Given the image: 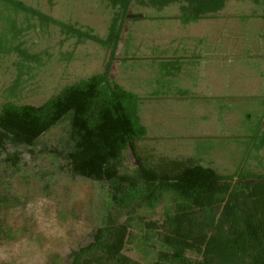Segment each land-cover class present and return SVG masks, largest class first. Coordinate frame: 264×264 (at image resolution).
<instances>
[{"label":"rangeland","instance_id":"rangeland-1","mask_svg":"<svg viewBox=\"0 0 264 264\" xmlns=\"http://www.w3.org/2000/svg\"><path fill=\"white\" fill-rule=\"evenodd\" d=\"M17 1L100 39L115 17L105 0ZM263 15L264 0H227L218 13L182 24L179 4L162 10L131 4L110 58L107 47L0 4V37L30 56L0 53V107L39 106L65 86L107 71L109 81L138 97L147 131L136 143L139 157L192 159L220 175H264V147L255 140L264 134ZM173 43L195 45L200 59H170L164 49ZM186 95L188 103L177 101ZM67 130L65 121L34 147L0 152V264H69L70 253L92 242L107 212L126 219L110 207L105 184L70 174ZM12 153L15 167L5 160ZM124 166H136L132 151ZM175 203L164 195L154 209H137L122 253L155 263L164 251L158 226ZM187 257L200 261L194 253Z\"/></svg>","mask_w":264,"mask_h":264},{"label":"trees","instance_id":"trees-1","mask_svg":"<svg viewBox=\"0 0 264 264\" xmlns=\"http://www.w3.org/2000/svg\"><path fill=\"white\" fill-rule=\"evenodd\" d=\"M105 1L115 12L105 39L41 15L17 0H0V4L15 15L36 17L107 47L111 58L131 4L157 10L179 4L178 19L189 24L218 13L227 0ZM10 51L30 58L0 37V53ZM65 121L70 174L105 184L110 207L126 217L119 222L107 212L92 242L70 253L69 264H139L122 253L132 216L142 207L154 209L164 195H172L176 203L173 213L166 211L158 226L164 251L153 264H264V175H220L192 159L139 157L136 143L146 140L147 131L138 116V97L109 81L107 71L65 86L39 106L4 103L0 107V152L7 147H34ZM255 140L264 147V134ZM127 151L135 155L132 170L124 166ZM5 160L15 167L18 155L7 154ZM189 252L200 261L188 258Z\"/></svg>","mask_w":264,"mask_h":264},{"label":"crops","instance_id":"crops-1","mask_svg":"<svg viewBox=\"0 0 264 264\" xmlns=\"http://www.w3.org/2000/svg\"><path fill=\"white\" fill-rule=\"evenodd\" d=\"M168 45L169 44H167L166 46H168ZM193 46H195V45H185L182 43H179V44L173 43L170 45L169 48H165L164 50H166L167 52L169 51V54L167 57H169L170 59H177V60H181L182 62L187 61L188 59L198 60V59H200V54H199V56L197 55L199 52L197 50L193 49ZM191 50H193V52H191ZM177 69L181 70L180 68H177ZM197 97L198 96L195 95V97H193V98L196 99ZM178 99L179 100H177V101H181L180 99H184L182 101H184V103H188L191 98H190V96L186 95V96H182V98H178ZM150 109H152V107ZM196 109H198V108H196Z\"/></svg>","mask_w":264,"mask_h":264}]
</instances>
